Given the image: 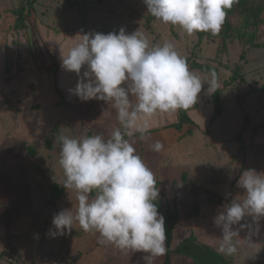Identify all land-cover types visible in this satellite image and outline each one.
Listing matches in <instances>:
<instances>
[{
  "label": "rangeland",
  "instance_id": "obj_1",
  "mask_svg": "<svg viewBox=\"0 0 264 264\" xmlns=\"http://www.w3.org/2000/svg\"><path fill=\"white\" fill-rule=\"evenodd\" d=\"M246 4L249 9L261 5L258 16H247L248 11L238 2L227 10L217 35L209 32L200 38L198 33L189 36L179 26L161 23L147 12L144 0H0V171L9 173L15 185L26 171L28 179L32 176L30 183L27 181L29 188L37 189V177L49 180L48 208L59 212L72 207L75 211L76 192L62 186L57 138L100 133L107 137L119 124L110 103L81 101L69 94L77 75L61 67V55L77 33L107 34L124 28L129 34L143 33L150 45L170 42L187 59L216 68L218 87L208 94L207 85L203 86L196 108L188 112L194 125L178 129V112L167 113L155 118L143 138L140 133L125 136L153 171L164 205L180 215L166 246L178 245L183 238L200 244L211 241L213 250L229 264H264V218L258 221L259 231L250 236L255 244L238 247L231 256L218 250L221 229L218 231L213 222L221 206L242 191L236 187L242 170L264 172V0ZM19 11L22 26L14 27ZM193 71L208 78L209 73ZM214 94L223 111L210 122ZM164 125L168 126L160 128ZM156 127L159 129L153 130ZM16 141L24 146L28 159L23 171ZM157 141L163 144L159 152L151 148ZM219 196L223 200H218ZM38 205L37 201L34 208ZM194 205L202 216L195 219V225L188 222L189 229L183 225L193 218L189 212ZM242 223L257 227L251 217ZM214 229L218 231L215 237ZM81 231L76 223L69 235L73 264H87L84 251L93 247V232ZM249 235V229L240 232L241 238ZM206 236L214 240H205ZM61 249L64 255V247ZM167 251L171 254L174 249ZM125 252L129 262L134 260L133 254L141 260L148 255ZM163 257L155 258L153 264H162Z\"/></svg>",
  "mask_w": 264,
  "mask_h": 264
},
{
  "label": "clouds",
  "instance_id": "obj_2",
  "mask_svg": "<svg viewBox=\"0 0 264 264\" xmlns=\"http://www.w3.org/2000/svg\"><path fill=\"white\" fill-rule=\"evenodd\" d=\"M238 2L144 0L151 16L179 26L189 36L217 35L227 10ZM61 67L77 75L69 94L81 101L110 103L119 126L107 137L100 133L57 138L62 186L76 192L77 204L75 211L71 207L54 214L48 235H66L78 223L83 231L98 233L99 243L147 253L143 259L153 264L167 250L165 220L156 203L159 189L153 171L125 136L140 133L143 138L156 117L194 107L205 84L208 94L216 91L217 73L212 69L208 78H202L172 43L150 45L143 33L129 34L124 28L107 34L77 33L61 55ZM151 148L159 152L163 144L157 141ZM236 187L242 191L221 206L213 221L221 229L218 250L229 256L238 247L255 244L250 236L259 231L258 221L264 218V172L242 170ZM246 217H251L255 229L242 223ZM245 229L250 235L241 238Z\"/></svg>",
  "mask_w": 264,
  "mask_h": 264
},
{
  "label": "crops",
  "instance_id": "obj_3",
  "mask_svg": "<svg viewBox=\"0 0 264 264\" xmlns=\"http://www.w3.org/2000/svg\"><path fill=\"white\" fill-rule=\"evenodd\" d=\"M190 110H188V112ZM166 126L168 125H164L160 128ZM158 129L159 128L156 127V129L153 130ZM16 150V154L19 155V167H22V171L26 170V162L28 159L24 154V146L21 142L16 141ZM234 160L235 156L232 161ZM8 174L9 173L0 171V177H2L0 179V264H73L72 255L74 253L70 245V233L55 238L48 235L52 218L54 214L57 213L56 210L48 208V205L51 203L47 198V191L50 187L49 180L37 177V185L35 186L37 189H35L34 187L29 188L32 176L28 179L26 171L23 176V178L26 177L25 180L20 176L17 179V185L12 183L8 178ZM27 181H29V183ZM35 190L37 191L36 194L33 193ZM36 200L39 203L38 208H34V203L37 202ZM201 216L202 213L194 215L193 218L186 221L183 226H188L190 229V224H188V222L191 221L193 225H195V219ZM178 217H180V215H178ZM29 219H32L31 223ZM179 220L180 219H178V222ZM205 221L206 220L203 222ZM219 229L220 228L217 227L218 231ZM217 230L214 229L213 231L214 237L216 232H218ZM81 233H83V231H81ZM207 237L208 236H206L205 240H214L211 236L208 237L210 239ZM90 238L93 247L88 249L87 252L84 251V256L89 260L87 264H146L145 260H141L136 254H133L134 260L129 262V254L125 251H121L112 245L99 243L98 233L93 232ZM184 240L183 238L181 242ZM261 242H264V239H262ZM204 243L207 246H211L210 248L213 249L211 241ZM178 245L172 244L169 247L166 246L167 250L170 248L171 251L173 249L174 251L170 254L166 250L168 254L166 253L167 256L164 255L162 264H196L191 258L175 252ZM61 246L65 249L64 255H61ZM262 247V254L264 255V243ZM58 252L59 254L57 256ZM115 258L117 261H115ZM77 261L78 260H76V262Z\"/></svg>",
  "mask_w": 264,
  "mask_h": 264
},
{
  "label": "trees",
  "instance_id": "obj_4",
  "mask_svg": "<svg viewBox=\"0 0 264 264\" xmlns=\"http://www.w3.org/2000/svg\"><path fill=\"white\" fill-rule=\"evenodd\" d=\"M249 0H240L239 5H244V9L247 10V16L255 18L258 16L259 11L261 10V5L257 7L250 8L247 7V2ZM16 18L14 22V27H21L22 18V11H19L18 14L15 13ZM209 32H198L200 38L207 36ZM188 66L191 70L198 69L203 73H209L212 69L216 71V68L206 64V63H198L195 60L187 59ZM217 72V71H216ZM262 94L264 97V85L262 87ZM212 102L214 105V112L210 118V122H212L215 118L221 115L223 111V105L221 104L220 98L217 95L212 96ZM196 108V104L194 107ZM190 108V109H192ZM178 110V121L175 123L176 128H182L184 125H194L193 120L188 115V110ZM123 130V129H122ZM256 128H254V131ZM184 179V175L182 176ZM212 195H210L209 200H211ZM218 200H223L222 197H217ZM158 212L164 217L165 220V230H166V244L170 243L172 233L174 228L178 222V213L177 211L172 210L169 206H165L162 199L158 197L156 201ZM199 213V208L197 206H193L192 211L189 212V215H197ZM175 252L184 256L191 258L196 264H227L228 261L224 258L219 252L216 250L211 249L209 246L205 244H200L195 242L192 238L185 239L184 241L180 242ZM167 262V259H166Z\"/></svg>",
  "mask_w": 264,
  "mask_h": 264
}]
</instances>
